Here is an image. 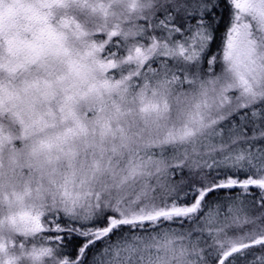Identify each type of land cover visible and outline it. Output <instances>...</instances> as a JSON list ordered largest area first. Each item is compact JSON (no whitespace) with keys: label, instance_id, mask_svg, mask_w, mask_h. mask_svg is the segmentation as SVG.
<instances>
[{"label":"snow or ice","instance_id":"snow-or-ice-1","mask_svg":"<svg viewBox=\"0 0 264 264\" xmlns=\"http://www.w3.org/2000/svg\"><path fill=\"white\" fill-rule=\"evenodd\" d=\"M61 3L45 0L50 11L33 14L40 27L24 42L33 63L48 52L70 55L60 27L88 35L74 18L62 17L59 27L51 22V9ZM217 9H227L229 19L213 51L223 19ZM129 11L135 23L127 31L116 23L93 33L85 55L106 77L101 87L121 97L138 90L139 111L155 114L158 134L130 150L120 180L133 187L105 200L97 192L70 191L66 183L61 206L54 200L18 214L21 232L12 246L24 249L29 238H39L41 246L32 243L28 255L53 264L57 257L58 264H264V39L256 35L264 33V0H145ZM19 43L10 40V50ZM82 67L69 60L70 74L79 76ZM224 74L230 79L217 89ZM148 90L156 102L143 103ZM190 94L183 122L160 125L172 110L169 97L179 104ZM78 133L86 136V125L79 123ZM53 146L46 145L49 151ZM178 170L180 179L173 180ZM138 177L143 183L137 190ZM92 198L89 211L77 210ZM189 222L196 227H172Z\"/></svg>","mask_w":264,"mask_h":264},{"label":"clouds","instance_id":"clouds-1","mask_svg":"<svg viewBox=\"0 0 264 264\" xmlns=\"http://www.w3.org/2000/svg\"><path fill=\"white\" fill-rule=\"evenodd\" d=\"M133 2L139 5L145 0H62L51 9V22L59 27L62 17L74 18L88 35L75 26L60 27L70 55L48 52L33 63L24 42L32 41L40 27L33 14L50 9L45 0H0V65L4 66L0 68V244L4 245L0 264H53L49 258L33 261L28 255L32 245L21 249L11 242L21 232L18 214L45 209L54 200L61 206L59 193L66 183L70 191L82 196L97 192L105 200L132 189V182L120 186V180L127 174L130 150L142 148L158 134L152 123L155 114L139 111L138 90L121 97L101 87L106 77L95 58L85 53L93 46V33L110 31L116 23L127 31L135 23L129 11ZM256 35L264 39V33ZM10 40L20 43L10 50ZM260 51L264 53V46ZM70 59L83 65L79 76L69 73ZM16 65L23 68L8 70ZM229 79L230 74L222 75L217 89ZM157 99L148 90L143 103ZM191 102L192 94L179 104L170 96L172 110L160 125L179 126ZM92 109L100 110L92 113ZM79 123L86 125V136L78 133ZM164 130L161 127L159 132ZM49 143L54 145L51 151L46 147ZM142 183L138 177L135 188ZM90 202L94 204V198L81 200L77 210L89 211ZM36 246H41L39 241Z\"/></svg>","mask_w":264,"mask_h":264},{"label":"trees","instance_id":"trees-1","mask_svg":"<svg viewBox=\"0 0 264 264\" xmlns=\"http://www.w3.org/2000/svg\"><path fill=\"white\" fill-rule=\"evenodd\" d=\"M217 12L223 17L221 23L219 24V27H217L215 29V37H216V42L212 44V50L213 51H217V45L220 43L221 41V33L222 31L224 30L225 28V23H227L228 19H229V16H228V11L227 9H217ZM217 73L219 72V69L216 70ZM237 119V118H236ZM251 135V134H249ZM173 180H176V179H173ZM220 195V194H219ZM215 197H209V199H214ZM178 226V224H177ZM39 240V238H37V240H33L32 238H29L28 240V244L31 245L32 243H36L37 241ZM32 241V242H31ZM70 251H72V254H73V257L75 255V251L71 249H69ZM94 251V250H93Z\"/></svg>","mask_w":264,"mask_h":264},{"label":"rangeland","instance_id":"rangeland-1","mask_svg":"<svg viewBox=\"0 0 264 264\" xmlns=\"http://www.w3.org/2000/svg\"><path fill=\"white\" fill-rule=\"evenodd\" d=\"M192 22H193V21H191V20L189 21V23H192ZM217 51H218V50H217ZM237 120H238V117H237ZM249 134H251L250 131H249ZM183 171H184V174L187 173V169H184ZM180 175H181V173H180V171L178 170V171L173 175L172 178L178 180V179H180ZM220 195H223V194L221 193ZM245 211H247L249 215H255V213L252 212L251 209H246ZM172 227L177 228V230H187V229H189L190 227H196V226H195V225H191V222H189V223H186V224L183 226V229H181L180 225H178V226H177V225H172ZM31 242H32V241H31ZM208 244H211V240H210V239L208 240ZM201 247H206V245L202 244ZM249 259L251 260L252 257L249 256Z\"/></svg>","mask_w":264,"mask_h":264}]
</instances>
